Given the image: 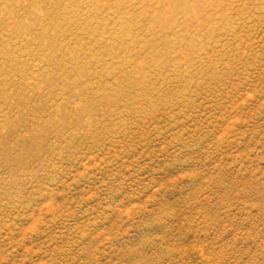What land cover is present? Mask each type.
I'll return each instance as SVG.
<instances>
[{
  "label": "rangeland",
  "instance_id": "obj_1",
  "mask_svg": "<svg viewBox=\"0 0 264 264\" xmlns=\"http://www.w3.org/2000/svg\"><path fill=\"white\" fill-rule=\"evenodd\" d=\"M0 264H264V0H0Z\"/></svg>",
  "mask_w": 264,
  "mask_h": 264
}]
</instances>
